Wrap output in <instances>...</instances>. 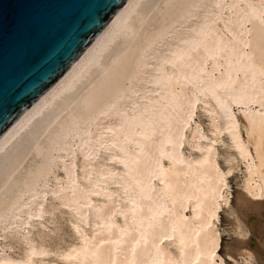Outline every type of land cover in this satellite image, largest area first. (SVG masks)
Instances as JSON below:
<instances>
[{
	"label": "bare ground",
	"instance_id": "6f19581e",
	"mask_svg": "<svg viewBox=\"0 0 264 264\" xmlns=\"http://www.w3.org/2000/svg\"><path fill=\"white\" fill-rule=\"evenodd\" d=\"M230 203L254 244L223 246ZM223 254L264 264V0H128L0 138V264Z\"/></svg>",
	"mask_w": 264,
	"mask_h": 264
},
{
	"label": "water",
	"instance_id": "95a60500",
	"mask_svg": "<svg viewBox=\"0 0 264 264\" xmlns=\"http://www.w3.org/2000/svg\"><path fill=\"white\" fill-rule=\"evenodd\" d=\"M128 0H0V138L86 53Z\"/></svg>",
	"mask_w": 264,
	"mask_h": 264
},
{
	"label": "rangeland",
	"instance_id": "374dc122",
	"mask_svg": "<svg viewBox=\"0 0 264 264\" xmlns=\"http://www.w3.org/2000/svg\"><path fill=\"white\" fill-rule=\"evenodd\" d=\"M199 114L200 113H198V111H197L196 119L200 118L201 122H206V117L199 115ZM198 116H200V117L198 118ZM217 147L221 153L227 149L226 145H224L222 143L218 144ZM219 161L222 164L223 168L226 169V165L223 164L222 159H220ZM242 170H243V166L240 165L227 178L228 184H229L228 185V193H229V197L231 199V202H233V200L235 199V197L238 193H246L247 192L245 190L243 182H242L243 181V171ZM230 204L223 206V209L221 211L219 230H220L221 236L223 238V246H224V243L233 242L235 240H242V241L247 240L249 243L254 244L255 241H258V237H256V235L254 233H249L246 238L241 237L239 232L243 233L244 230L241 231L237 228V226H235L234 223H236V221H234V220H236L237 212L235 210L234 203H230ZM58 213H60V212H57L56 216H54V218L58 219L60 217L59 216L60 214H58ZM250 218H253V216H250ZM45 219H47V217ZM51 226L48 225L49 231H51L53 228V226L52 227ZM50 228H51V230H50ZM67 228H68L67 224L63 225V231H61V232L63 234L64 233L67 234V235H65L66 236L65 239L67 241H69L71 239L70 238L71 234L69 233V231H68L69 229H67ZM48 229H46L47 232H49ZM61 232H60V234L63 235ZM223 256L226 257L224 254H223ZM226 258H227V263L234 264L233 262L228 260V257H226ZM237 260L239 263L249 264L248 260L247 261L245 260L246 263L243 262L240 258H237ZM239 260H241V262ZM252 261H253L252 262L253 264H261V263H258V261L255 259Z\"/></svg>",
	"mask_w": 264,
	"mask_h": 264
}]
</instances>
